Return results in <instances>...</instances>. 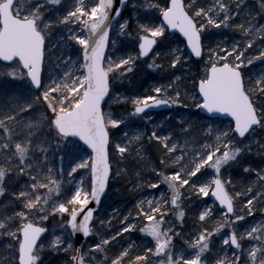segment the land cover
Masks as SVG:
<instances>
[{"label":"snow or ice","instance_id":"1","mask_svg":"<svg viewBox=\"0 0 264 264\" xmlns=\"http://www.w3.org/2000/svg\"><path fill=\"white\" fill-rule=\"evenodd\" d=\"M125 9L130 15H123ZM232 17L240 22L233 24ZM258 18H264V0H258L254 8L247 0H215L209 6H203L201 0H0V58L16 64L0 63V76L27 81L26 91H0V243L7 241L0 264H45L48 257H52L48 264H264V207L255 226L241 228L245 217L264 205V167L254 169L242 159L252 151L250 144L234 146L237 134L246 138L257 128L264 129V24L257 26ZM213 28H234L246 39L231 44L227 38L213 41L209 38ZM173 30L182 34L184 43L170 48V65L188 69L194 58L204 63L203 71L188 82L191 101L179 74L145 90L151 94L133 98L117 93L118 82L131 76L140 57H146L159 41L176 38ZM121 38L138 41V53L116 51ZM254 47L255 54L246 55ZM57 48H75L77 54L61 51L55 55ZM256 63L260 69L250 72ZM151 67H157L155 62ZM113 95L131 100V112H114ZM164 105L177 106L174 119L179 130L158 135V125H152L147 139L163 142L158 162H152L157 178L149 183L138 171L142 184L133 188L155 189L166 183L172 193L170 205L179 209L175 215L182 219L177 224L166 219L174 209L166 193L160 192L147 199V208L144 199L138 200L136 210L129 209L123 216L119 231H99L107 224L99 217L95 218L99 223L94 222L102 194L110 180L125 171L121 164L138 158L134 145L144 135L137 131L132 137L118 126L125 125L130 116ZM180 107L203 108L205 115L224 114L230 125L221 130L208 120L201 123L185 116ZM198 126H206V132L214 133L215 138L209 143L202 136L203 145L191 148L188 154L189 145L180 144L178 135L187 137ZM256 147L261 149L257 154L264 156V144L257 141ZM66 157L67 172L63 166ZM56 162L59 167L54 166ZM233 164L255 173L246 190L235 191L240 185L233 183L230 173L227 179L222 177V166ZM207 167L215 174L197 182V174ZM9 176L27 179L17 186L8 181ZM69 182L73 185L70 195L53 200V190L59 193ZM184 186L190 201L196 196L214 197L198 211V227L192 230L195 235L189 234L186 241L189 254L184 249L177 251L175 245L184 236ZM238 200L243 208L238 207ZM217 202L224 211L214 226H205L215 215ZM55 215L63 222L46 228L45 222ZM133 215L147 221L139 231L152 238V246L127 243L110 256V245L121 234L136 229L135 219L124 223ZM50 232L47 242H42ZM77 233L84 237L79 244L75 242ZM214 234L222 236L219 245L213 243ZM93 237L98 242H90ZM231 246L234 250L229 254Z\"/></svg>","mask_w":264,"mask_h":264},{"label":"rangeland","instance_id":"2","mask_svg":"<svg viewBox=\"0 0 264 264\" xmlns=\"http://www.w3.org/2000/svg\"><path fill=\"white\" fill-rule=\"evenodd\" d=\"M214 2H215V0H208V2L205 3V6H209L210 4H212ZM257 2H258V0H247V3L250 6H252L253 8L256 6ZM125 10H128V9H125ZM151 15L154 18L155 14H151ZM231 20H232L233 24H237V23L240 22V20L237 19L236 17H232ZM156 22L158 23L159 21H156ZM256 23H257V26L259 24H264V18H258ZM129 31H133V28H129ZM209 38L211 40H213V41H215L218 38L219 39L227 38L226 42L229 43V44H231L234 40H244V39H246V37L239 30L234 29V28H222V29L213 28V29L210 30ZM120 42L122 44L121 45V50H123V51L125 49H128V48L130 49L131 48L130 46L133 43H134V45L137 44V41L133 40V39L121 38ZM120 42L117 44V46H119ZM177 43H181L182 44L184 42L181 39H179V38H175L174 39L172 36H169L167 39L161 41L160 46L156 48V51L154 52L153 55H151L150 57H148L146 59H138L139 61H136V65H137L136 69H138V72H139L138 75L143 74V75H146V77H147V75H149L151 77L153 76L152 79L148 82L149 83L148 87L144 88L145 90L146 89H150V86H152L154 84H160L158 82V76L161 73V71H160L161 70V66L158 63V61L156 62V60H155L157 58L156 53L157 52L161 53L160 58H159L160 61H162V59H165L167 61H168V59L171 60L172 56H171V53H170L169 50H170V48L174 47ZM109 47H111V44L109 45ZM53 51H54L55 55H59L61 51H64L66 55L71 54L72 56H75L77 54L76 53L77 50L75 48H73L71 50H67V49H63V48H57V49H54ZM255 52H256V48L254 47L251 50V52L246 53V55H249V56L250 55H254ZM164 53H168V54L164 55ZM185 54H187V52H185ZM206 59H207V56H205V60ZM140 61H145V62L139 63ZM153 62H155V64L157 65L156 68H152L151 67V64ZM8 65L10 67H15L16 66V64L14 62L8 63ZM260 67H261V65L259 63H256L249 69V71L250 72H255V71L259 70ZM175 68H177V70H178L177 74H179L180 77H181V72L179 70V68H181V66L178 65ZM202 68L204 69V63L203 62H202ZM136 69L133 70L132 75L136 73L135 72ZM156 71H157V74H156ZM152 74H154V75H152ZM44 76L45 77L48 76V69L47 68H45V70H44ZM14 80L15 81H23V82L27 83L26 80H21L19 78H15ZM181 80H182V77H181ZM184 80L187 81L185 78H184ZM19 86L20 85L18 84L17 88H19ZM116 92L117 93H121L123 95H126L123 91H117L116 90ZM189 93L190 94L187 97V100L190 102L191 101V93H192V91H190ZM146 94H151V92L150 91L146 92ZM127 95L131 96L130 94H127ZM128 101L130 102L129 104L132 105L131 104V100H128ZM5 102H6V100L4 101V103ZM119 102L125 103V101L120 100V99L116 98L115 95H113V97L111 98V105H116ZM106 105H107V102H106ZM179 110L184 111L185 116H188V117H190L192 119H195L196 121H199L201 123L203 121H205V120H208L210 124H213V125L219 127L221 130H223L224 127L230 125V121H228L227 119L221 120V119L214 118L212 120H209V118H206L205 116L199 114L197 112V109L194 108V107L186 109V110L181 107ZM174 111L175 112L178 111L177 106H174V108L172 110H170V112H164V111L160 112L159 113L160 115L149 113L147 115L130 116L128 118V120L126 121V124L123 125V127H124L123 129L125 131H129V134L132 137L135 136V133L137 131H142L143 134H144L143 135V139L139 140L137 142V144L134 145V150L140 152L142 150V148H143V146H142L143 143L142 142L144 140H147V137H148L147 134L145 133V129H143V127H141L139 125V123H143L145 121H148V122L150 121L149 125L151 126V131L153 130L152 129V125H154V124L158 125V127L156 129L158 135L162 134V133L166 134L167 131H169V130H176L178 132L180 125L177 124V122L174 119L175 114H176ZM120 112H131V110H127V111H123L122 110ZM169 113H171V115H169ZM148 117H151V119H148ZM165 118H167V119H165ZM162 120L165 121V122L161 124L160 122ZM185 127H187V126H185ZM205 129H206V126H205ZM205 129H200L199 126H198V130L193 132V133H189V135L187 137L178 135V140H179L180 144L187 143L189 145V148L186 149V153L191 154V152H190L191 148H197V147L203 145L204 141H203V139H201L202 136H206L209 143H211L214 140L215 134L206 132ZM258 130H259V128L256 129L254 134H248L246 136V138H243V139L237 138V136L234 137V146H241L243 144H250V146L252 147V151L245 153L244 156L242 157V159L245 161V163L251 164L254 169L258 168V167H264V156H261V155L257 154L258 152L261 151V149H258L256 147L257 141H259L261 144H264V140L260 139L263 136L259 137L257 135L259 133ZM253 137H255V139ZM68 159L69 158H67V157L65 158L64 165H63L66 172L69 170ZM54 166L55 167H59V162H56V164ZM229 173L232 174L233 177H234L233 178L234 179L233 183H236V184L240 185L239 187L235 188V191H237V192L241 191L242 189L246 190V184L248 182H250L251 180L255 179V173L254 172L253 173H246L243 170V167L241 165H239V164H233L232 167H230V168L226 167V166H222V177L227 179V175ZM214 174H215L214 169H211L210 167L202 169V174L201 173L197 174V177H198L197 182H200L201 180L206 179V178H210ZM80 175H84V173L81 171ZM57 178L59 179V177H57ZM26 179H27V177H21L19 180L16 179L15 180L16 181L15 184H17V186L19 184H23ZM64 179L67 180V176H65ZM241 181H243L244 183H241ZM68 186H71V191L73 190L72 183H70V182L66 183V184H64L62 186V191L61 192L57 193V192H55V190H53L52 199L53 200H57V199L62 200V199H64V196L67 194L66 193V189H67ZM159 186L160 187H157L158 189H155V190L150 188L152 190L150 192L143 193L141 196L138 197V200L144 199L145 200V208H147V199H152V198L158 197L160 192L168 193L169 195H168V197L166 199L169 200V206L174 209V212L172 214H170L169 216H167L166 219L169 220L173 224H177L182 218L177 216V215H175V212H177L179 209L176 206H171L170 205V197H171L172 193L168 189L166 183L162 184V185H159ZM183 192H184V190L182 189V195H183ZM184 194H185L184 196H186L188 198L187 192H185ZM212 202H213V200L210 197H199V196H196L195 200H191V203L189 205H193L199 211V210L203 209L204 204H211ZM240 202H241V204H239V207L243 208L242 201H240ZM152 206L154 207L155 205H152ZM181 206H183L185 208V212H186V216L183 218L185 227H183L181 229L182 233H184V236H183L182 239H176L175 240V245H176V250L177 251H179L181 249H184L186 254H189L191 250L188 249L186 241H188L191 238V236L195 235V233H193L192 230H193V228H197L198 227V221H197V223L194 222L193 216L197 215V217H198V211L196 213H193L192 212V208H191V211H189V209L185 207L183 199L181 200ZM261 207H264V205H258L257 212L252 214L251 220L248 223L245 222V221L241 222V228L246 227L249 224H252L253 226H255L254 222L255 221H259L261 219V215H262V213L260 212V208ZM214 210H215V215L213 216L212 220H209L207 222V225H205V226H209V227L214 226L215 220L219 217L220 213L223 212V210L220 209V207H218V204L214 205ZM238 214H240V213H238ZM53 217H56V219H53L55 221H53L50 224V226L49 225H45V226H48L49 229H52L53 225H55L56 223H58V222L62 223L63 222V221L60 220V216L59 215L52 216V218ZM97 217H100V215H97ZM36 220H37V222H39V218L38 217L36 218ZM145 223H147V221ZM59 231H60L59 229L56 230L57 234L59 233ZM228 231H230V230H228ZM136 232L139 235L138 239H131L130 232L127 233V236H125L126 240L129 238L127 243H134V244H141L142 243L145 246H149V247L152 246V238L148 234L142 233L139 230L136 231ZM221 232L223 234H228L227 231H225V230H221ZM189 234H191V236ZM51 235H52V233L50 232L48 234V236H44L43 237L44 239H43L42 242H47V240L49 239V237ZM221 240H222L221 234H214V240H213L214 244L219 245ZM6 243H7V241H4L3 243H0V254H2V255H6V253L3 251L4 244H6ZM243 243L245 244L246 247L248 246V241L247 240H244ZM233 250H234V247L231 246L229 248V254H231V251H233ZM213 255H214V253H213ZM51 260H52V257H48L46 259V261H45V264H48V262L51 261Z\"/></svg>","mask_w":264,"mask_h":264},{"label":"trees","instance_id":"3","mask_svg":"<svg viewBox=\"0 0 264 264\" xmlns=\"http://www.w3.org/2000/svg\"><path fill=\"white\" fill-rule=\"evenodd\" d=\"M208 2V0H201V3L203 6H205V3ZM128 10H125L123 15L124 16H128L130 15V12L128 13ZM155 18V15H154ZM162 41V40H161ZM161 41H159L158 46H160ZM121 42L119 44V46L116 47V51L119 52H131V53H138L137 49H136V45H134V43L130 46L131 48L129 49H125L124 51L121 50ZM77 53V52H76ZM160 56L157 57L155 60L156 62L158 61V63L161 66V73L158 76V82L160 84H162L165 81H169L171 80L178 72L177 68H173L170 65V59L165 60L162 59V61L159 60ZM139 61V60H137ZM145 61H140L139 63H143ZM138 63V62H137ZM138 63V64H139ZM181 68H179L180 72H181V77L182 80H184V78L187 80L185 81V84L183 85L184 87H187L189 89V92L192 91L190 82L193 79V75L194 74H198L199 72L203 71L202 68V62L200 60H196V59H191L190 61V66L188 69H185L183 65H180ZM136 69V68H135ZM135 74H131L130 77L121 80L118 83V86L116 87L117 91H123L126 95L130 94L132 97H134L137 94H146L145 92V87H148V82L152 79L151 76L147 75H143V74H139L138 69H136ZM138 72V73H137ZM157 74V71H156ZM154 75V74H152ZM20 85L19 88H17V85ZM27 83L23 82V81H15L13 78H5L0 76V91H7L9 89H17V90H22V91H26L25 85ZM173 93H169V95H172ZM7 103V101L5 102V104ZM129 101H126L125 103L119 102L116 105H111L112 110L114 112H120V111H127V110H131L132 105L129 104ZM107 106V105H106ZM181 108V107H180ZM179 108V109H180ZM176 111V110H175ZM174 111V112H175ZM160 113V112H159ZM159 113H155L156 115H160ZM176 113V112H175ZM150 122V121H149ZM148 121H145L143 123H139V125L141 127H143V129H145V133L148 135H150L151 133V126L149 125ZM118 127H122L123 126H118ZM259 133L257 134L259 137L263 136L264 137V129H260L259 128ZM112 135H118V133H111ZM142 150L138 153V158L134 157V158H129V160L126 163H122L121 164V168L125 169L124 172H122L120 177H114L113 179L110 180L109 183V187L107 189V194L104 197V199L102 200V204L100 206V209L96 212V215L94 217V222L96 224L99 223L98 220H96L95 218L97 217V215H100L99 219L101 220H105L107 221V224L105 225L104 228L99 229V231H107L109 234H112L113 231H119L120 227L123 226V224L121 223L123 221V216L125 214L128 213L129 209H133L134 211L136 210V205H137V201H138V197L141 196L143 193L145 192H150L152 189H150L149 187L142 185L139 188H133L134 185L136 184H142V180L141 177L139 175H137L138 171H142L143 174V180L147 181V182H151L153 179L157 178V174L152 171V162H158L159 157L161 155V153L163 152V143L162 142H157L155 140L153 141H149L144 140L142 142ZM232 175V174H231ZM233 177V175H232ZM234 178V177H233ZM20 179V178H19ZM17 179V180H19ZM16 177L14 176H9L8 177V181L12 182L15 181ZM234 180V179H233ZM16 182V181H15ZM17 185V184H16ZM160 187V186H157ZM158 189V188H155ZM153 189V190H155ZM187 189V186H184L183 190V201H184V205L186 208L191 209L192 208V212L196 213L198 210L193 206V205H189L191 203V201L189 200V198H187L186 196H184L185 192ZM231 190V188H230ZM66 195H70L71 193V186H68L66 189ZM166 198L168 197V193H166ZM188 204V205H187ZM239 204H241V202L238 200V207ZM116 209V213H113V209ZM196 216V217H195ZM252 216H246L245 217V222H249L251 220ZM68 217L67 215L64 216V219L66 220ZM53 219H56V217H50V219L48 221L45 222L44 225H49L55 221ZM135 219L136 223H137V227L134 230L129 231L130 232V237L131 239H138L139 235L137 234L136 231H138L140 229V227L146 222L142 217L141 218H137L134 215L129 217L128 221H124V223L127 222H132V220ZM194 222L197 223L198 221V217L197 215L193 216ZM108 224L111 225V227H108ZM125 236H127V234H121L120 237L117 238L116 242L111 244L109 247V255L111 256L113 253H115L118 249L121 248V246H126L129 238L126 240ZM97 238H90V242H96ZM98 242V241H97Z\"/></svg>","mask_w":264,"mask_h":264},{"label":"water","instance_id":"4","mask_svg":"<svg viewBox=\"0 0 264 264\" xmlns=\"http://www.w3.org/2000/svg\"><path fill=\"white\" fill-rule=\"evenodd\" d=\"M2 31H3V29H0V33H2ZM173 33L178 34V36H179L180 38H182V34H180V33L178 32V30H173ZM15 35H18V34H15ZM0 43H2V41H0ZM137 48H138V46H137ZM154 48H155V46H154ZM153 51H154V50L150 51V53H149L147 56H149ZM147 56H146V57H147ZM146 57H141V58H146ZM194 59L199 60V58H194ZM0 61H2L3 63H7V64L10 63V62H4V61L2 60V58H0ZM170 107H172V106H169V105H164V106H162V107L157 106V108H156L155 110H153V111H159V110H161V109H170ZM145 112H149V110H145ZM145 112H144V113H145ZM198 112H200L201 114L203 113V114L205 115V110H204L203 108L198 109ZM209 115H210L211 117H218V118H222V119L226 118L224 114H221V113H218V112H216V113H212V114H208V115H206V116L209 117ZM226 119H229V118H226ZM246 135H247V134H246ZM237 136H238V134H237ZM238 137H239V136H238ZM240 138H241V137H240ZM107 189H108V188H107ZM107 189H106L105 193L102 194L101 201H102V199L104 198V196L106 195V193H107ZM209 197H211V199L214 200V197H212L211 194L209 195ZM101 201H100V205H101V203H102ZM217 204H218V202H217ZM100 205H99V207L97 208V210L100 208ZM89 206H94V207H95V204H90ZM218 206H219L222 210H224L223 206H220L219 204H218ZM94 215H95V214H94ZM78 218H82V217H78ZM45 227H46V226H45ZM46 228H48V227H46ZM42 235H43V234H42ZM83 239H84L83 235H82L81 233H77V237L75 238V242H76V244H79L80 241L83 240Z\"/></svg>","mask_w":264,"mask_h":264}]
</instances>
